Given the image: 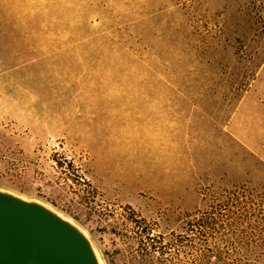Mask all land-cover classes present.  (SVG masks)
Wrapping results in <instances>:
<instances>
[{
	"label": "rangeland",
	"instance_id": "1",
	"mask_svg": "<svg viewBox=\"0 0 264 264\" xmlns=\"http://www.w3.org/2000/svg\"><path fill=\"white\" fill-rule=\"evenodd\" d=\"M0 185L105 264L234 188L264 207V0H0Z\"/></svg>",
	"mask_w": 264,
	"mask_h": 264
},
{
	"label": "trees",
	"instance_id": "2",
	"mask_svg": "<svg viewBox=\"0 0 264 264\" xmlns=\"http://www.w3.org/2000/svg\"><path fill=\"white\" fill-rule=\"evenodd\" d=\"M248 193L234 188L209 209L192 215L178 245L140 235L138 264H174L179 254L181 264H264V207Z\"/></svg>",
	"mask_w": 264,
	"mask_h": 264
},
{
	"label": "water",
	"instance_id": "3",
	"mask_svg": "<svg viewBox=\"0 0 264 264\" xmlns=\"http://www.w3.org/2000/svg\"><path fill=\"white\" fill-rule=\"evenodd\" d=\"M0 264H105L88 231L40 198L0 185Z\"/></svg>",
	"mask_w": 264,
	"mask_h": 264
}]
</instances>
